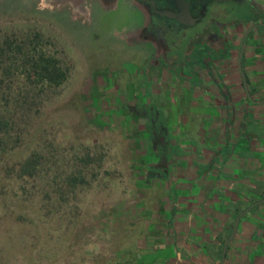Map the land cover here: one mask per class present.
Wrapping results in <instances>:
<instances>
[{
	"label": "rangeland",
	"instance_id": "1",
	"mask_svg": "<svg viewBox=\"0 0 264 264\" xmlns=\"http://www.w3.org/2000/svg\"><path fill=\"white\" fill-rule=\"evenodd\" d=\"M122 11L97 13L89 24L64 6L45 0H0V37L15 40L29 52L38 34V50L56 58L67 72L60 87L43 90L31 88L20 74L4 77L7 92L29 91L32 103L23 142L10 154L9 164H18L34 151L71 155L80 145L98 157L90 186L70 199L75 224L67 225V232L60 225H43L38 220L41 214H35L33 220L27 218L23 225L11 224L12 210L8 209L7 225L0 219V264L34 263L27 258L30 249L24 255H13V246L20 242L37 246L32 253L38 255V264H95L93 257L113 255L115 243L122 241V248L133 252L143 239L151 238L141 219L130 225L140 211L141 168L134 165L140 153L132 135L122 133L118 113L125 108L118 100L131 89L145 88L147 73L140 51L127 50L121 42ZM126 60L139 64L132 65L133 69ZM45 167L47 177L58 174L52 165L50 170ZM15 197L7 189L8 208L15 215L33 216L43 208L39 197L32 200L31 207L17 206ZM122 228L128 231L122 234Z\"/></svg>",
	"mask_w": 264,
	"mask_h": 264
},
{
	"label": "crops",
	"instance_id": "2",
	"mask_svg": "<svg viewBox=\"0 0 264 264\" xmlns=\"http://www.w3.org/2000/svg\"><path fill=\"white\" fill-rule=\"evenodd\" d=\"M242 70L246 86L233 54L230 64L204 70L212 79L155 81L141 101L153 107V122V113L138 130L120 122L140 153L134 165L143 169L140 211L130 225L141 219L151 238L133 252L115 243L113 255L100 259L218 264L236 217L252 206L223 264H264V35L248 40Z\"/></svg>",
	"mask_w": 264,
	"mask_h": 264
},
{
	"label": "flooded vegetation",
	"instance_id": "3",
	"mask_svg": "<svg viewBox=\"0 0 264 264\" xmlns=\"http://www.w3.org/2000/svg\"><path fill=\"white\" fill-rule=\"evenodd\" d=\"M45 1L64 6L76 18L89 24L97 13L112 14L123 10L121 42L128 47L127 50L135 48L140 51L147 73L145 88L131 89L129 97L123 94L118 100L125 108L118 116L123 121L128 120L129 129L134 126L138 130L142 120L148 121L147 117L152 113L150 122L155 119V111L147 100L141 103L146 98L145 91L155 81L163 83L172 78L199 83L206 77L212 79L204 70L208 72L215 66L230 64L233 54L237 55L241 69L238 78L243 80L242 58L248 40L254 35H264V0ZM134 64L137 63H130L133 69ZM231 76L228 71L225 79ZM107 84L108 80L106 87ZM248 97H251L250 93ZM148 176L146 166V180Z\"/></svg>",
	"mask_w": 264,
	"mask_h": 264
},
{
	"label": "trees",
	"instance_id": "4",
	"mask_svg": "<svg viewBox=\"0 0 264 264\" xmlns=\"http://www.w3.org/2000/svg\"><path fill=\"white\" fill-rule=\"evenodd\" d=\"M33 38L32 49L25 52L22 45L17 44L15 40L0 37V219L4 218L2 224L7 225V212L12 210L11 224L23 225L27 218L31 217L33 220L35 214H41L38 220L43 225H60V229L67 232V225L75 224L73 221L75 211L69 206L70 199L72 197L75 199L78 191L86 190L90 186L92 181L90 177H95L93 171L98 157L93 155L89 147L80 145L71 155L57 152L43 155L34 151L18 164L11 165L8 161L10 154L23 142V128L27 125L32 103L29 91L24 93L20 90L14 95L7 92L4 77L10 73L20 74L31 83V88L38 87L41 90L58 88L67 78L66 70L60 66L56 58L38 50L40 36L35 34ZM46 165L49 170L52 165L58 174L52 178L47 177L43 169ZM7 189L12 190L17 196L15 197L17 206L22 203L26 207H31L34 205L32 200L39 197L43 208L39 207L33 212V216L24 213L15 215L13 208H8ZM12 200L15 204L14 198ZM74 208L78 212V208L76 206ZM63 225H66V229ZM17 244L18 246L12 248L13 255L17 253L24 255L30 249L27 258H30L33 264H38V255H33L37 248L35 244L31 247L23 242ZM78 262L82 263V259ZM93 262L112 264L108 259L103 260L99 256L93 257Z\"/></svg>",
	"mask_w": 264,
	"mask_h": 264
},
{
	"label": "water",
	"instance_id": "5",
	"mask_svg": "<svg viewBox=\"0 0 264 264\" xmlns=\"http://www.w3.org/2000/svg\"><path fill=\"white\" fill-rule=\"evenodd\" d=\"M243 76V80H244V85L246 86V82H245V76L242 74ZM264 103V101H261V104ZM264 202V199H262L259 203ZM252 207V206H251ZM251 207H248L244 213H247ZM244 213L240 214L238 217H236L233 227H232V231L227 239V241L225 242L224 246H223V250H222V255H221V260L218 264H223L224 260H225V255H226V251L228 248L229 243L233 240V238L235 237L239 222L241 217L244 215Z\"/></svg>",
	"mask_w": 264,
	"mask_h": 264
}]
</instances>
